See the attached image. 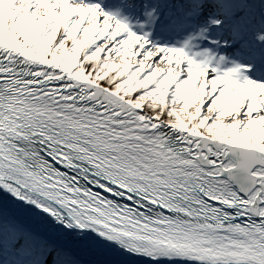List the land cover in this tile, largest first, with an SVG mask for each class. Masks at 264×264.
I'll use <instances>...</instances> for the list:
<instances>
[{"label":"snow or ice","instance_id":"obj_1","mask_svg":"<svg viewBox=\"0 0 264 264\" xmlns=\"http://www.w3.org/2000/svg\"><path fill=\"white\" fill-rule=\"evenodd\" d=\"M0 264H264V0H0Z\"/></svg>","mask_w":264,"mask_h":264}]
</instances>
